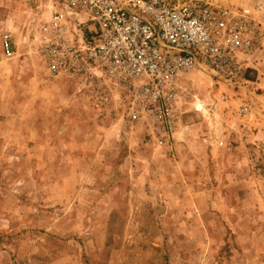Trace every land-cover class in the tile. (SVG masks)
<instances>
[{
  "label": "rangeland",
  "instance_id": "rangeland-1",
  "mask_svg": "<svg viewBox=\"0 0 264 264\" xmlns=\"http://www.w3.org/2000/svg\"><path fill=\"white\" fill-rule=\"evenodd\" d=\"M205 1L251 47L239 77L183 75L161 117L63 55L90 24L0 0V264H264V0Z\"/></svg>",
  "mask_w": 264,
  "mask_h": 264
},
{
  "label": "built area",
  "instance_id": "built-area-1",
  "mask_svg": "<svg viewBox=\"0 0 264 264\" xmlns=\"http://www.w3.org/2000/svg\"><path fill=\"white\" fill-rule=\"evenodd\" d=\"M50 1L56 5L54 24L93 27L76 31L77 47L64 45L63 55L71 62L84 55L116 83L133 84L157 102L161 117L171 115L167 101L183 75L205 69L239 77L236 53L251 47L244 39L247 19L205 0ZM2 48L11 55L6 37Z\"/></svg>",
  "mask_w": 264,
  "mask_h": 264
}]
</instances>
